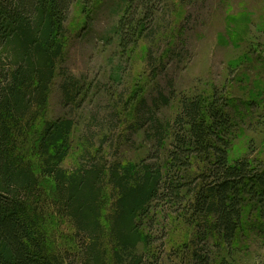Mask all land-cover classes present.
Wrapping results in <instances>:
<instances>
[{
    "label": "trees",
    "instance_id": "1",
    "mask_svg": "<svg viewBox=\"0 0 264 264\" xmlns=\"http://www.w3.org/2000/svg\"><path fill=\"white\" fill-rule=\"evenodd\" d=\"M77 1L0 0V264H163L165 256L235 264L229 254L244 213L264 214V167L231 155L237 124L229 95L185 96L174 124L147 118L141 98L134 126L149 122L156 157L110 165L86 150L82 164L63 167L75 121H47L45 114ZM81 2L89 8L93 1ZM162 2L125 0L113 28L123 54L153 31ZM63 88L69 101L83 90L71 77ZM159 206L177 214L193 238L170 251L155 246L145 227ZM56 222L66 232L54 247L46 225ZM209 238L227 257L211 259Z\"/></svg>",
    "mask_w": 264,
    "mask_h": 264
},
{
    "label": "rangeland",
    "instance_id": "2",
    "mask_svg": "<svg viewBox=\"0 0 264 264\" xmlns=\"http://www.w3.org/2000/svg\"><path fill=\"white\" fill-rule=\"evenodd\" d=\"M92 1L86 8L78 0L71 9L64 59L45 114L47 121H75L64 168L82 164L86 150L92 155L98 152L110 165H137L156 157L149 122L141 129L134 126L138 100L145 99L147 118L155 114L174 124L185 96H208L213 91L234 101L230 109L237 124L233 158L247 157L264 167V0H163L153 31L126 54L113 32L125 0ZM237 36L241 40L233 39ZM70 77L83 88L75 101L67 99L63 88ZM152 216V225L145 231L155 239V246L165 244L170 251L193 238V230L176 222L177 214L168 207L159 206ZM65 226L46 225L53 231L49 240L54 247L62 245L57 236L59 231L66 232ZM208 241L211 259L227 257L226 248L220 250L211 238ZM139 251L144 248L140 246ZM229 258L235 264L264 262L262 212L246 210ZM163 264L181 263L165 256Z\"/></svg>",
    "mask_w": 264,
    "mask_h": 264
}]
</instances>
